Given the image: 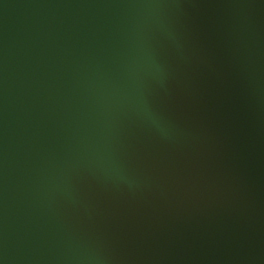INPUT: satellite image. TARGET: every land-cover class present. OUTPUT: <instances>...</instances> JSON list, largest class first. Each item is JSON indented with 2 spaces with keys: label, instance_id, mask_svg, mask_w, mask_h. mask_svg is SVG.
Instances as JSON below:
<instances>
[{
  "label": "water",
  "instance_id": "water-1",
  "mask_svg": "<svg viewBox=\"0 0 264 264\" xmlns=\"http://www.w3.org/2000/svg\"><path fill=\"white\" fill-rule=\"evenodd\" d=\"M0 264H264V0H0Z\"/></svg>",
  "mask_w": 264,
  "mask_h": 264
}]
</instances>
